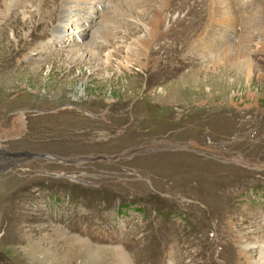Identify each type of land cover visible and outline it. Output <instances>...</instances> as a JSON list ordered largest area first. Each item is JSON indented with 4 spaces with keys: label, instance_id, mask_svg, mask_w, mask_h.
Listing matches in <instances>:
<instances>
[{
    "label": "rangeland",
    "instance_id": "obj_1",
    "mask_svg": "<svg viewBox=\"0 0 264 264\" xmlns=\"http://www.w3.org/2000/svg\"><path fill=\"white\" fill-rule=\"evenodd\" d=\"M114 1L0 0V264H239L232 229L264 234V0H170L157 62L122 71L141 31ZM226 41L244 56L203 63Z\"/></svg>",
    "mask_w": 264,
    "mask_h": 264
},
{
    "label": "bare ground",
    "instance_id": "obj_2",
    "mask_svg": "<svg viewBox=\"0 0 264 264\" xmlns=\"http://www.w3.org/2000/svg\"><path fill=\"white\" fill-rule=\"evenodd\" d=\"M111 1H113V0H111ZM169 1L170 0H157V1H155L153 7H151L152 8L151 12L148 13L147 16L144 15V18H141L140 17V19H138L135 16H133V14L131 12V7H132V6H130L131 4H128L125 1L123 2V1L119 0V3L117 4L119 6L118 9H117L119 11L118 15L119 16H125V18L128 19V20L135 18L138 21V24L137 25H139V23H140V26H138V29H139L138 31H139V34H140V31H141V35H138V34L137 35H134V34H131V32H130L129 35H130L131 41L128 42L127 45L125 46L126 47V52H125L126 55L125 56L123 55L124 57L122 56L123 57V61L115 60L114 59L115 57L112 55V52H110V53L107 54V57L105 59L106 60V65H107L106 67L113 66L118 71H122L124 68L129 69L130 66H132V65H138L142 69H146V68H149V65H151V63L152 64H155L157 62L153 58V52L155 51L154 50L155 49L154 47L156 46L155 45V42H157L159 40V38L164 34V32H166V31H164V28L163 27H164L165 21L168 19V17H166V15L163 14V11H164V8H165L167 2H169ZM114 2H117V0H115ZM211 2H212L211 3L212 4L211 7L214 6L217 9V11L220 10V9H222V8H226L227 9V8H229L230 5L231 6H235V4H236L233 0H228V4H227L228 7H226V6H224L225 3H226V0H213ZM84 3H85V0H64V5H62L63 6V9H62L61 16H60V17H62L61 22L68 15V12H69L70 8L74 7L73 10L75 9V11H76V9L77 10H82ZM114 5L115 4L110 5L111 6L110 9L112 7H114ZM127 5H129L130 7L128 8ZM135 8H137V6H135ZM226 9H225V11H226ZM233 9H235V8H233ZM137 10H138V8H137ZM233 13H231V14H233ZM247 14H249V13H247ZM24 15H25V12H24ZM236 15H238V14H236ZM34 17L35 16H30L29 15L27 19L29 21H32ZM107 17L110 18V24L109 25H112L113 17H117V16H114L111 13H109ZM212 20H214V19H212ZM234 21H235V19H234ZM118 23H117V25H118ZM114 25H116V24L114 23ZM120 25H122V22H121V24L119 23V26ZM59 26H60V24H59ZM120 27H121L122 31L123 30L125 31V28H123V26H120ZM219 27L221 28V26H219ZM225 28H227V27H225ZM231 28H229V29H231ZM243 29H244V27H243ZM99 31H100L99 38L102 39L103 41H107L110 44H113L115 46L113 49H115V51H119L120 47H119V44H117V42L115 41V38L114 39L108 38L107 37L108 32H106L105 28H103L101 25L99 27ZM223 32L225 33V31H223ZM110 35H112V34H110ZM240 35H242V34H240ZM117 39H118V37L116 38V40ZM229 42L230 41H228V42L226 41V42L222 43L221 45H219V48L217 50H214V51L212 50L210 52L212 54L211 58L210 57L207 58L205 56V59L206 60L203 63H206V64L207 63L208 64L209 63H212L213 65H216V64H219L221 62L220 59H223V57L224 58L227 57L229 59H234V58L236 59L237 57H243L244 54H245V50L243 48H241L242 46L239 47V46L235 45L233 42H230V43ZM243 42L244 41H242V43ZM192 44H194V43H192ZM263 46H264V44H263ZM89 47L86 48V49H88L90 53H88V51L86 50V51L83 52L82 55H85L86 54L87 56L91 57V59H94L95 60L94 62H96L97 57L99 56V52H98L99 48H95L96 46H93V43H91L89 45ZM218 50H221V52H218ZM74 58H75V56H73V55L70 56V60H72L71 61V64H73ZM105 60H103V58L102 59H99L97 65L99 67H104V66H101V65H103L102 62L105 61ZM240 67H242V66H240ZM132 115H134V114H132ZM237 228H238V226L235 227L234 229H232L231 232H235L234 235H233V240H234V242L237 243V245L239 247V249H238V253H239V264H264V234L262 236V234L260 235L258 231H256L257 234H254V233L251 234V232L249 234L248 233L249 231L247 233L246 232H241L240 229H237ZM252 236L254 237L253 239H251Z\"/></svg>",
    "mask_w": 264,
    "mask_h": 264
},
{
    "label": "water",
    "instance_id": "obj_3",
    "mask_svg": "<svg viewBox=\"0 0 264 264\" xmlns=\"http://www.w3.org/2000/svg\"><path fill=\"white\" fill-rule=\"evenodd\" d=\"M32 156H46V155H42V154H35V153H30ZM29 154V155H30Z\"/></svg>",
    "mask_w": 264,
    "mask_h": 264
}]
</instances>
